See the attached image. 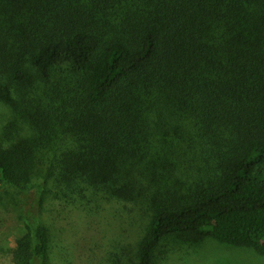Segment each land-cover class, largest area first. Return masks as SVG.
<instances>
[{
  "label": "trees",
  "instance_id": "16d2710c",
  "mask_svg": "<svg viewBox=\"0 0 264 264\" xmlns=\"http://www.w3.org/2000/svg\"><path fill=\"white\" fill-rule=\"evenodd\" d=\"M1 106L11 264H56L57 206L115 203L147 217L134 264L264 255V0H0Z\"/></svg>",
  "mask_w": 264,
  "mask_h": 264
},
{
  "label": "rangeland",
  "instance_id": "374dc122",
  "mask_svg": "<svg viewBox=\"0 0 264 264\" xmlns=\"http://www.w3.org/2000/svg\"><path fill=\"white\" fill-rule=\"evenodd\" d=\"M8 111L0 107V125ZM2 181H0V184ZM24 202L38 215L34 193ZM104 204L92 211L55 212L53 259L56 264H134L136 245L142 237L146 218L130 215L122 205ZM21 208V207H18ZM11 203L0 205V264H11L10 249L19 235V220ZM50 214L48 211L42 215ZM134 218V219H133ZM133 219V220H132ZM135 251V260H134ZM153 264H264V255L253 249L221 244L211 238L183 241L170 237L155 251Z\"/></svg>",
  "mask_w": 264,
  "mask_h": 264
}]
</instances>
